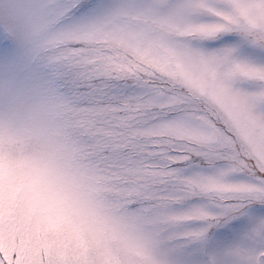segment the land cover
Listing matches in <instances>:
<instances>
[{
    "label": "snow or ice",
    "instance_id": "6c2138e0",
    "mask_svg": "<svg viewBox=\"0 0 264 264\" xmlns=\"http://www.w3.org/2000/svg\"><path fill=\"white\" fill-rule=\"evenodd\" d=\"M0 264H264V0H0Z\"/></svg>",
    "mask_w": 264,
    "mask_h": 264
}]
</instances>
